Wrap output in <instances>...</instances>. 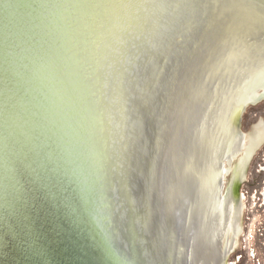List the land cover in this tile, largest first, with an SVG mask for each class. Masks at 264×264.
Masks as SVG:
<instances>
[{"label":"water","instance_id":"95a60500","mask_svg":"<svg viewBox=\"0 0 264 264\" xmlns=\"http://www.w3.org/2000/svg\"><path fill=\"white\" fill-rule=\"evenodd\" d=\"M261 102L264 0H0V264H226Z\"/></svg>","mask_w":264,"mask_h":264},{"label":"rangeland","instance_id":"374dc122","mask_svg":"<svg viewBox=\"0 0 264 264\" xmlns=\"http://www.w3.org/2000/svg\"><path fill=\"white\" fill-rule=\"evenodd\" d=\"M264 121V102L243 110L240 129ZM243 211L241 243L226 264H264V143L250 160L238 186Z\"/></svg>","mask_w":264,"mask_h":264},{"label":"flooded vegetation","instance_id":"af4514ba","mask_svg":"<svg viewBox=\"0 0 264 264\" xmlns=\"http://www.w3.org/2000/svg\"><path fill=\"white\" fill-rule=\"evenodd\" d=\"M242 226H243V225H242ZM243 227H244V226H243ZM242 233H243V229H242ZM263 235H264V234H263ZM235 251H236V250H235ZM235 251H234V252H235ZM234 252H233V253H234ZM231 264H232V263H231Z\"/></svg>","mask_w":264,"mask_h":264},{"label":"bare ground","instance_id":"6f19581e","mask_svg":"<svg viewBox=\"0 0 264 264\" xmlns=\"http://www.w3.org/2000/svg\"><path fill=\"white\" fill-rule=\"evenodd\" d=\"M245 109V108H244ZM241 130V129H240Z\"/></svg>","mask_w":264,"mask_h":264}]
</instances>
